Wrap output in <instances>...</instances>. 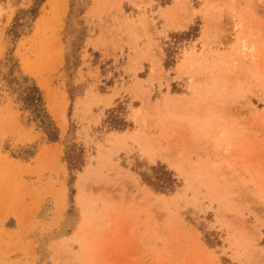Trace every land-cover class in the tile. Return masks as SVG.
<instances>
[{
    "label": "rangeland",
    "instance_id": "374dc122",
    "mask_svg": "<svg viewBox=\"0 0 264 264\" xmlns=\"http://www.w3.org/2000/svg\"><path fill=\"white\" fill-rule=\"evenodd\" d=\"M38 1L0 0V264H264V0Z\"/></svg>",
    "mask_w": 264,
    "mask_h": 264
},
{
    "label": "trees",
    "instance_id": "16d2710c",
    "mask_svg": "<svg viewBox=\"0 0 264 264\" xmlns=\"http://www.w3.org/2000/svg\"><path fill=\"white\" fill-rule=\"evenodd\" d=\"M45 1L46 0H39L38 6L40 7ZM35 105L39 107V109L43 105V98L41 96L38 97L37 103ZM37 113L41 115V118H42L41 124L43 127V131L45 132L48 140L53 143L57 142L59 140V130L55 126L51 117L47 114L46 110L44 109L37 111Z\"/></svg>",
    "mask_w": 264,
    "mask_h": 264
},
{
    "label": "bare ground",
    "instance_id": "6f19581e",
    "mask_svg": "<svg viewBox=\"0 0 264 264\" xmlns=\"http://www.w3.org/2000/svg\"><path fill=\"white\" fill-rule=\"evenodd\" d=\"M191 21V20H190ZM189 21V19H188V22H190ZM186 25H184V26H187V23H185ZM181 26V25H180ZM179 27V26H178ZM111 102V101H110ZM110 104V103H109ZM63 106L61 107V108H58V109H55L54 110V115H55V117H56V120H57V122H58V124H59V127L62 129V130H64L66 127H65V125H66V116H65V110H64V106H65V104H62ZM111 105V104H110ZM155 158H154V156H153V160H154ZM152 160V159H151ZM155 162V161H154ZM69 262V261H68ZM67 262V263H68ZM72 262V261H71Z\"/></svg>",
    "mask_w": 264,
    "mask_h": 264
},
{
    "label": "crops",
    "instance_id": "0c3cea01",
    "mask_svg": "<svg viewBox=\"0 0 264 264\" xmlns=\"http://www.w3.org/2000/svg\"><path fill=\"white\" fill-rule=\"evenodd\" d=\"M25 263V261H21V264H24Z\"/></svg>",
    "mask_w": 264,
    "mask_h": 264
}]
</instances>
